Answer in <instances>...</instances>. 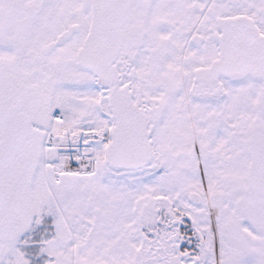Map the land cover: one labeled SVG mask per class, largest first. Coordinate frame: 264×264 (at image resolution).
I'll list each match as a JSON object with an SVG mask.
<instances>
[{
    "label": "snow or ice",
    "instance_id": "1",
    "mask_svg": "<svg viewBox=\"0 0 264 264\" xmlns=\"http://www.w3.org/2000/svg\"><path fill=\"white\" fill-rule=\"evenodd\" d=\"M0 264H264V0H0Z\"/></svg>",
    "mask_w": 264,
    "mask_h": 264
}]
</instances>
